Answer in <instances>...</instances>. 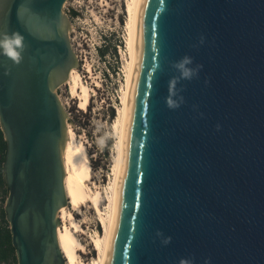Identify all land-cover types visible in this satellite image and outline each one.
I'll return each instance as SVG.
<instances>
[{
	"label": "water",
	"instance_id": "obj_1",
	"mask_svg": "<svg viewBox=\"0 0 264 264\" xmlns=\"http://www.w3.org/2000/svg\"><path fill=\"white\" fill-rule=\"evenodd\" d=\"M68 1L0 0V34L23 36L19 64L0 55L17 264H66L57 215L68 204V117L57 92L78 67ZM136 29L105 264H264V0H140ZM184 57L197 70L190 80L175 68Z\"/></svg>",
	"mask_w": 264,
	"mask_h": 264
},
{
	"label": "rangeland",
	"instance_id": "obj_2",
	"mask_svg": "<svg viewBox=\"0 0 264 264\" xmlns=\"http://www.w3.org/2000/svg\"><path fill=\"white\" fill-rule=\"evenodd\" d=\"M65 7V14L70 21V42L78 63L75 70L79 72L83 83L91 88L95 79H98L99 83L104 82L107 66L115 67L117 63L114 58L116 47L126 35L124 4L122 0H69ZM103 41H106L105 46ZM100 46L103 51H106L105 58L100 54ZM89 65L91 74L87 69ZM112 85L108 84L107 88L104 87L101 92H98L101 101L91 103L86 113L77 108L78 100L70 96L69 88L65 84L57 92L68 117L67 127L74 131L78 141L83 142L89 164L95 168L92 169L93 182L88 185L92 189L96 185L101 192L109 188L113 179V158L116 156L118 142L113 128L117 113L111 107V100L114 97ZM119 107L120 105L117 108ZM111 110L115 115L113 120L110 119ZM105 149L108 150L107 155ZM106 206V199H103L99 208L104 212ZM83 216L75 217L79 221H86L83 227L87 235H76V239L87 246L88 255L81 256L84 261L92 264L97 253L90 246V237L102 236L103 232L98 217L90 206L83 208Z\"/></svg>",
	"mask_w": 264,
	"mask_h": 264
},
{
	"label": "bare ground",
	"instance_id": "obj_3",
	"mask_svg": "<svg viewBox=\"0 0 264 264\" xmlns=\"http://www.w3.org/2000/svg\"><path fill=\"white\" fill-rule=\"evenodd\" d=\"M139 2L140 0H128L124 6L126 15L124 39L127 49L125 56H123L125 81L120 96L121 105L117 108V120L113 127L118 137L116 156L113 158V179L106 191L101 192L100 189L96 188V185H94V189L88 185L93 182V174L85 146L83 142L78 141L74 131L66 126L63 165L64 188L68 204L66 207L60 208L57 215L59 221L57 240L66 264H89L81 256L88 255L87 246L76 239V235H87L83 227L86 221H79L75 217L83 216V208L88 206L94 210L103 232L102 236L90 237V246L97 253L92 264H105L107 259L115 219L118 185L124 162L127 123L134 85L137 50L136 13ZM87 69L88 73L91 74L90 65L87 66ZM94 84L96 88H99L98 79L94 80ZM65 86L69 88L70 96L78 100L79 109L87 111L94 91L83 83L77 70L71 69ZM59 102L63 108L64 104L60 97ZM103 199H106L107 202L104 212L99 208Z\"/></svg>",
	"mask_w": 264,
	"mask_h": 264
},
{
	"label": "built area",
	"instance_id": "obj_4",
	"mask_svg": "<svg viewBox=\"0 0 264 264\" xmlns=\"http://www.w3.org/2000/svg\"><path fill=\"white\" fill-rule=\"evenodd\" d=\"M127 1L128 0H122L124 6H125ZM65 5H67V3ZM65 9H66V7H65ZM65 9H64V12H65ZM102 43H103V46L106 45V41H103ZM99 48H100L99 50H103L101 46ZM126 51H127L126 42H125V39H123V41L116 47V53H115L114 58H116L115 61L117 63L115 65V67L110 66V65H109V67L107 66L104 82L99 83V88H96L95 84L93 85V87H91V89H93V91H94V93H92V98H91V103H93V102H96L98 100L101 101V98H100V95H98L99 94L98 92H101L104 87L107 88L108 84H110V86H111L113 81H114V83H113L114 85H112V86H114V97L111 100V107H112V109L114 108V110H116V113H117V107L119 105H121L120 96H121V92H122V86L124 85V81H125V73H123V67H124L123 56H125ZM89 107H90V105H89ZM77 108L79 109V103L77 105ZM83 112L86 113L87 111H83ZM5 200L6 199H4V201H3V196L0 192V209L2 207H4Z\"/></svg>",
	"mask_w": 264,
	"mask_h": 264
},
{
	"label": "clouds",
	"instance_id": "obj_5",
	"mask_svg": "<svg viewBox=\"0 0 264 264\" xmlns=\"http://www.w3.org/2000/svg\"><path fill=\"white\" fill-rule=\"evenodd\" d=\"M23 51V36L19 33L0 34V55H3L10 59L12 62L19 64L22 60ZM192 60L190 57H184L182 60L176 63L175 68L180 73V77L183 79H191L196 75L197 70L190 67ZM176 80L170 81V85L174 88ZM182 102V98H181ZM166 104L169 108L179 107V103L172 99L167 98Z\"/></svg>",
	"mask_w": 264,
	"mask_h": 264
},
{
	"label": "trees",
	"instance_id": "obj_6",
	"mask_svg": "<svg viewBox=\"0 0 264 264\" xmlns=\"http://www.w3.org/2000/svg\"><path fill=\"white\" fill-rule=\"evenodd\" d=\"M73 15H76L73 13ZM123 22V20H122ZM106 51L101 50L100 54L102 57L105 56ZM114 111L111 110L110 119H114ZM110 147V143L108 144ZM106 150V149H105ZM108 150H106V155ZM6 155V142L4 141L3 134L0 129V192L4 199L8 196V189L6 183L4 181L3 176V163L5 161ZM92 169H95L92 167ZM0 264H17L16 256H15V249L11 243V234L9 230V225L6 221V215L4 212V207L0 209Z\"/></svg>",
	"mask_w": 264,
	"mask_h": 264
}]
</instances>
